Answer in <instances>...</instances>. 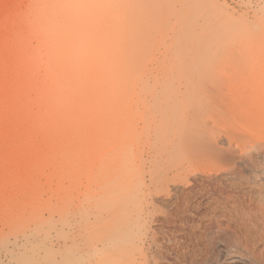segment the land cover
<instances>
[{
    "label": "rangeland",
    "instance_id": "1",
    "mask_svg": "<svg viewBox=\"0 0 264 264\" xmlns=\"http://www.w3.org/2000/svg\"><path fill=\"white\" fill-rule=\"evenodd\" d=\"M228 82L264 84V0H0V264H264L225 200L255 208L264 154L241 183L197 147L245 154Z\"/></svg>",
    "mask_w": 264,
    "mask_h": 264
},
{
    "label": "bare ground",
    "instance_id": "2",
    "mask_svg": "<svg viewBox=\"0 0 264 264\" xmlns=\"http://www.w3.org/2000/svg\"><path fill=\"white\" fill-rule=\"evenodd\" d=\"M260 85H262L264 88V84H254V83L253 84H249V83L242 84V83H236V82L223 83V84L216 85L215 91L213 92V95H212L215 107H216V109L219 110V114L216 115L215 120H214L216 123V126L214 128L215 132H219V133L223 134L225 139L230 138L232 141H235V143L237 144L238 150L244 151V153H245L244 155H239V156L237 155V157L235 156L233 158L227 154L222 155L220 153V151H222V150L226 151L227 149L225 150L224 147L220 146L219 145L220 143H215V144H210V145L206 144L207 146L206 145L204 146L203 143H200L197 146L199 149L198 150L199 154L209 155L212 159L213 165H216V166L225 165V166H227L228 167V169H227L228 176L226 175L225 177H228L229 180H232V181L235 180L236 182H241V183H244V181H246L244 179V172L242 170H240L239 162H242L245 159L246 160H255V159H257L258 154H260V153L264 154V141L262 140V137L264 136V128H260L257 125L256 120H255L256 112L264 115V111H261L260 109H257V108L251 109V108H246V107H239L240 103H238L236 105L234 104V101H240L241 98H244L248 94V92H251V91L253 93L252 96L254 97V99L257 97H262L263 95H262V92H260V88H261ZM244 90H246V92L243 94ZM233 119H235L236 122H233ZM200 136L201 137L203 136L201 130H200ZM203 142H204V140H203ZM227 142H230V140H228ZM248 142H250L252 144L253 148L252 147H251V149L248 148V146H247ZM198 164L202 168L206 166V162L203 161L202 159L199 160L197 165ZM182 165H183V163H182ZM162 172H164V171H162ZM165 172H167V171H165ZM170 172H172V171H170ZM227 172H225V173H227ZM149 173H151V172H149ZM222 177H224V176H222ZM142 181L143 180H141V182ZM139 182H140V180H139ZM138 184H137V188H138ZM240 187H241V185H240ZM240 192L241 193L242 192L243 193L248 192L247 194L249 195V197H251V199L254 200L257 205L255 206V208L246 209V206L244 205V203H242L241 201H237L235 199L237 197L234 194H228L225 196L226 201L234 203V206H233L234 209H232V212L237 213L239 216L240 214L244 213L245 211H248L252 215L251 217L246 218L247 220H248V218H250L249 221L246 222L244 220L246 223H245V225L243 224V227H244L243 230L240 228L242 226L239 227L242 230V232L240 234H236V239L239 241V244H240V242H241V244L244 242V243H247L250 245L253 243H259L261 241L260 243H262L264 245V192L259 191V192H256V194H252L251 192L247 191L244 188H242V190L240 189ZM129 194H128V196H129ZM136 194H138V193H136ZM130 196H133V195L130 194ZM125 218H126V215H125ZM133 224H135V222ZM136 230H137V228H136ZM233 235H235V234H233ZM234 244H236V242ZM177 248H178V246L175 249H177ZM261 256H263V254H261ZM261 256H259V257H261ZM240 259H241V257L238 255H231V256L224 258L221 264H232L233 262L240 261Z\"/></svg>",
    "mask_w": 264,
    "mask_h": 264
}]
</instances>
